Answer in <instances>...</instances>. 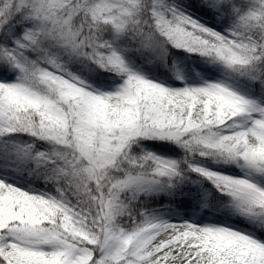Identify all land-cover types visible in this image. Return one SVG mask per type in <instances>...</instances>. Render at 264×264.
Returning <instances> with one entry per match:
<instances>
[{"label": "snow or ice", "instance_id": "snow-or-ice-1", "mask_svg": "<svg viewBox=\"0 0 264 264\" xmlns=\"http://www.w3.org/2000/svg\"><path fill=\"white\" fill-rule=\"evenodd\" d=\"M170 48L220 78L137 70ZM0 169V264H264V0H0ZM23 171L55 193L8 179Z\"/></svg>", "mask_w": 264, "mask_h": 264}, {"label": "trees", "instance_id": "trees-1", "mask_svg": "<svg viewBox=\"0 0 264 264\" xmlns=\"http://www.w3.org/2000/svg\"><path fill=\"white\" fill-rule=\"evenodd\" d=\"M179 59L186 60L190 64H195L198 66H210L213 69L215 67L213 65L204 63L203 60L198 56H190L187 52H184L183 50L170 48L167 57H165L163 61L154 62L150 64H143L140 66V68L146 70L149 75H159V76H164L167 78L173 77L174 79L178 80L176 78V74L178 73ZM72 70L77 72L83 79L86 80L87 83L92 84L94 87L100 88V90H102L103 87H101L99 83H94L97 77L101 74L106 77L113 76L112 73H101V70L96 68L95 65L88 64V63L74 64L72 66ZM178 81L181 82V80H178ZM119 82H120L119 79L115 78L114 80H110L107 83L108 85L113 84V86L115 87L116 85H118ZM20 140L31 142V138L26 137V136L20 137ZM149 143L160 145L162 142L151 141ZM36 147L38 150L47 151L50 146L47 144H44L43 142H40L37 144ZM151 150L159 151L160 153L164 155L167 154L166 148H155L154 147ZM222 167L225 172L231 173L233 175H243L240 169L236 168L235 166L224 165ZM30 175L36 181L31 187L32 189H35L37 191H42V192H49L50 194L55 193L54 187L51 184H47L45 182V180L43 179V175H40V176H37L34 174H30ZM20 186H24V185H20ZM204 187L211 188L212 186L210 182L206 181ZM161 199H163V197H161ZM160 206L162 205H152L151 207L158 209ZM178 208L181 210H191L184 205H181ZM197 208H199V206H197L195 209ZM206 212L210 213L215 218L216 222L222 221L225 224V226H231V227L236 228L237 230L246 229L249 227L248 222L245 220L244 217L236 213L230 212L228 209L223 208L222 206H219V210H213V208L210 207L209 209H206Z\"/></svg>", "mask_w": 264, "mask_h": 264}, {"label": "rangeland", "instance_id": "rangeland-1", "mask_svg": "<svg viewBox=\"0 0 264 264\" xmlns=\"http://www.w3.org/2000/svg\"><path fill=\"white\" fill-rule=\"evenodd\" d=\"M180 2V0H178ZM137 70L141 71L144 75L147 76L146 72L142 69L138 68ZM178 73L184 78L185 81L189 83H199L200 78L203 77L204 79L209 78H220V73L215 71L210 66H198L195 64H190L188 61L179 59V66H178ZM148 78H159L160 82L165 83L168 86H181L182 83L173 77L171 78H165L161 76H147ZM114 88L113 84L110 85V87L105 86L103 87V91H109ZM159 154L164 155L159 152ZM4 169H0V178H4ZM226 174L233 175L231 173L226 172ZM8 179L13 180L17 182L19 185H24L26 187H32L33 184L36 182L32 176L30 175L29 171H23L21 172H10L8 175ZM205 181H203V187L205 185ZM205 188V187H204ZM210 199V197H209ZM210 207H205L203 209L197 208L195 209V212L199 213V216L194 217L192 214V210H181L177 207L176 211L178 213H181V215H170L169 210L161 207L158 209L159 213L164 215V218L171 219L173 222H182L184 220H189L190 222L195 219L197 222L202 223H213L216 222L215 218L210 214L206 212V209H209Z\"/></svg>", "mask_w": 264, "mask_h": 264}]
</instances>
